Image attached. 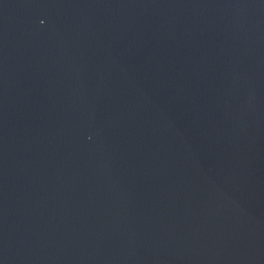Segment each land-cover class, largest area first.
Here are the masks:
<instances>
[{
  "label": "water",
  "instance_id": "obj_1",
  "mask_svg": "<svg viewBox=\"0 0 264 264\" xmlns=\"http://www.w3.org/2000/svg\"><path fill=\"white\" fill-rule=\"evenodd\" d=\"M0 264H264V0H0Z\"/></svg>",
  "mask_w": 264,
  "mask_h": 264
}]
</instances>
